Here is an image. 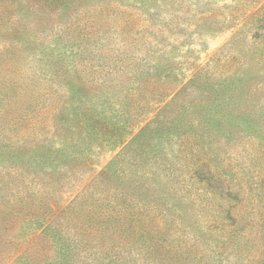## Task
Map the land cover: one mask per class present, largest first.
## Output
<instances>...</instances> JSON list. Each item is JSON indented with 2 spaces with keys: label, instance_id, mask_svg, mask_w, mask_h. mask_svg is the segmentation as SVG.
I'll return each mask as SVG.
<instances>
[{
  "label": "rangeland",
  "instance_id": "1",
  "mask_svg": "<svg viewBox=\"0 0 264 264\" xmlns=\"http://www.w3.org/2000/svg\"><path fill=\"white\" fill-rule=\"evenodd\" d=\"M71 1L0 0V264H264V0Z\"/></svg>",
  "mask_w": 264,
  "mask_h": 264
},
{
  "label": "trees",
  "instance_id": "2",
  "mask_svg": "<svg viewBox=\"0 0 264 264\" xmlns=\"http://www.w3.org/2000/svg\"><path fill=\"white\" fill-rule=\"evenodd\" d=\"M73 1V0H72ZM71 1V2H72ZM111 4L109 2H100V3H94L92 6H82L81 12H85L88 10L91 15H97L98 18L105 15L108 17L109 10H110ZM90 8V9H88ZM72 19V18H71ZM90 28V27H89ZM85 33L86 34H93L94 31L97 35L103 34L102 32L105 30L103 24L96 22V25L91 29H87L85 27ZM87 31V32H86ZM213 88H217L215 85H213ZM179 92H177L173 97H171L170 100H168L165 107H169L171 104L175 103V100L178 97ZM194 91L190 93L189 95H193ZM195 96H193L194 98ZM210 98V96L208 97ZM195 105L192 104L191 101H179V107L182 108H188L192 109ZM161 116V112H157L155 118H158ZM153 121H156L155 119ZM150 125L145 126L140 130V132L145 131L147 128H149ZM129 145L128 144L122 151L126 150ZM122 155H127V152L125 151L120 152L119 156L122 157ZM103 175H105V172L102 174H99L93 182L90 184V186H93L83 191L84 194L82 196L78 195L82 202V204L85 206L84 214L86 216L90 217H96L99 221H104L105 219H132V220H143L145 218H155L158 215H164L166 213V210H160L157 206L147 204L145 202H141L138 197H135L132 194H129L127 191L121 187V185H112L109 184L108 181L103 179ZM35 176V175H33ZM98 178V179H97ZM129 178V177H128ZM28 180V178H27ZM126 181L125 184H127L129 181L132 183V176L127 180H121V182ZM90 188V190H88ZM88 191V192H87ZM77 198V197H76ZM77 201V199L75 200ZM87 207V209H86ZM0 223L3 224L4 227H7L11 223V219L9 217H3L0 219Z\"/></svg>",
  "mask_w": 264,
  "mask_h": 264
}]
</instances>
